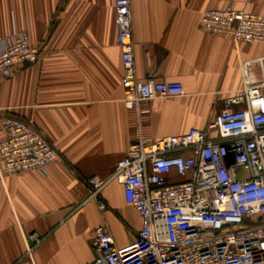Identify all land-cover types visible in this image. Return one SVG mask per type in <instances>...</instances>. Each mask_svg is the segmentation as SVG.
Masks as SVG:
<instances>
[{
    "label": "crops",
    "instance_id": "1",
    "mask_svg": "<svg viewBox=\"0 0 264 264\" xmlns=\"http://www.w3.org/2000/svg\"><path fill=\"white\" fill-rule=\"evenodd\" d=\"M216 7L264 16V0H130L137 78L178 82L185 93L142 103L141 131L153 141L206 130L238 95L239 62L264 57V42L235 46L203 32L202 13ZM114 23L113 0H0V49L25 31L39 52L38 63L0 79V111L32 124L59 154L45 175L0 177V264H25L28 249L34 264H91L96 227L107 224L117 248L141 229L119 184L87 199V180L110 177L137 125L122 102ZM252 100L261 106L264 89Z\"/></svg>",
    "mask_w": 264,
    "mask_h": 264
},
{
    "label": "built area",
    "instance_id": "2",
    "mask_svg": "<svg viewBox=\"0 0 264 264\" xmlns=\"http://www.w3.org/2000/svg\"><path fill=\"white\" fill-rule=\"evenodd\" d=\"M116 45L123 68V104L137 116L134 139L107 180L90 178L87 199H98L110 182L138 213L141 229L117 248L107 224L94 230L91 264H264V57L239 62L241 88L206 130L154 140L141 131L142 103L184 96L178 82L136 76L130 0H113ZM203 32L235 46L264 42V16L232 8L205 10ZM39 61L27 32L13 31L0 49V79ZM240 105V108L234 107ZM215 133V135H212ZM0 177L41 175L59 159L32 124L0 111ZM245 176H240V172ZM99 211L107 205L100 202ZM29 238L39 242L36 234ZM28 249L25 264H34ZM90 264V263H89Z\"/></svg>",
    "mask_w": 264,
    "mask_h": 264
},
{
    "label": "rangeland",
    "instance_id": "3",
    "mask_svg": "<svg viewBox=\"0 0 264 264\" xmlns=\"http://www.w3.org/2000/svg\"><path fill=\"white\" fill-rule=\"evenodd\" d=\"M245 174H246V173L243 172V171L239 173L240 176H245Z\"/></svg>",
    "mask_w": 264,
    "mask_h": 264
}]
</instances>
